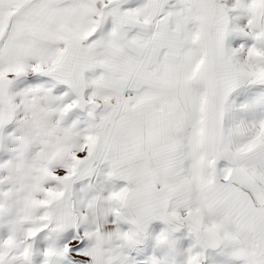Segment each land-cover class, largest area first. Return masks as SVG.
Returning a JSON list of instances; mask_svg holds the SVG:
<instances>
[{
    "label": "snow or ice",
    "instance_id": "6c2138e0",
    "mask_svg": "<svg viewBox=\"0 0 264 264\" xmlns=\"http://www.w3.org/2000/svg\"><path fill=\"white\" fill-rule=\"evenodd\" d=\"M0 264H264V0H0Z\"/></svg>",
    "mask_w": 264,
    "mask_h": 264
},
{
    "label": "rangeland",
    "instance_id": "374dc122",
    "mask_svg": "<svg viewBox=\"0 0 264 264\" xmlns=\"http://www.w3.org/2000/svg\"><path fill=\"white\" fill-rule=\"evenodd\" d=\"M7 157L6 150L0 149V162H2Z\"/></svg>",
    "mask_w": 264,
    "mask_h": 264
}]
</instances>
